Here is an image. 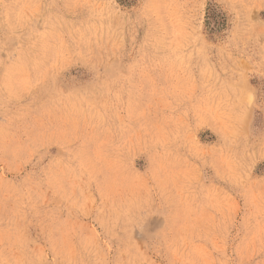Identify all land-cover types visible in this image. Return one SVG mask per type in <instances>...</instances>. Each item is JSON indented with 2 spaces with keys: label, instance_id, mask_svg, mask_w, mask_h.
<instances>
[{
  "label": "rangeland",
  "instance_id": "1",
  "mask_svg": "<svg viewBox=\"0 0 264 264\" xmlns=\"http://www.w3.org/2000/svg\"><path fill=\"white\" fill-rule=\"evenodd\" d=\"M0 264H264V0H0Z\"/></svg>",
  "mask_w": 264,
  "mask_h": 264
}]
</instances>
